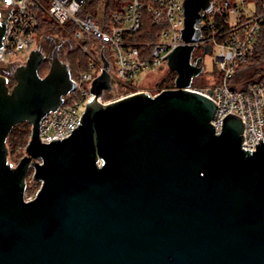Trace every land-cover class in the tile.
<instances>
[{
    "label": "water",
    "instance_id": "95a60500",
    "mask_svg": "<svg viewBox=\"0 0 264 264\" xmlns=\"http://www.w3.org/2000/svg\"><path fill=\"white\" fill-rule=\"evenodd\" d=\"M184 9L191 45L166 58L174 88L103 104L113 86L102 57L94 98L64 140L40 141L41 120L76 90L60 48L44 78L39 49L12 87L0 75V264H264V143L242 150L245 123L233 114L216 134L218 105L189 90L204 72L192 58L211 3ZM7 23L0 13V49ZM23 123L31 137L14 167L6 142ZM30 171L41 189L26 202Z\"/></svg>",
    "mask_w": 264,
    "mask_h": 264
},
{
    "label": "built area",
    "instance_id": "2783aa9c",
    "mask_svg": "<svg viewBox=\"0 0 264 264\" xmlns=\"http://www.w3.org/2000/svg\"><path fill=\"white\" fill-rule=\"evenodd\" d=\"M186 0H129L122 9L111 14L95 15L86 8V0H0L2 20L8 21L0 49V75L13 84L15 69L24 65L38 45L41 18L47 17L64 30L89 58L87 70L76 90L64 97V104L47 114L40 124V141L51 144L71 137L78 129L87 105L93 100V81L102 74V57L110 64L113 90L99 99L108 104L138 93L153 96L152 89L138 85V79L162 70L167 56L187 44L181 37L185 25ZM211 11L201 13L200 41L193 52L192 62L202 58L196 54L207 46L218 48L220 80L210 85L194 86L191 92L209 97L217 105L211 125L216 134L223 128L229 114L245 123L242 150L257 152V143H264V79L256 76L236 81V73L256 55V47L264 31V0H210ZM147 18L161 29L153 42L134 41ZM10 68H14L10 72ZM122 88L120 98L105 96ZM163 90L158 91V94ZM156 96V95H155ZM154 97V96H153ZM36 197V196H35ZM34 197V198H35ZM34 198H25L31 202Z\"/></svg>",
    "mask_w": 264,
    "mask_h": 264
},
{
    "label": "trees",
    "instance_id": "16d2710c",
    "mask_svg": "<svg viewBox=\"0 0 264 264\" xmlns=\"http://www.w3.org/2000/svg\"><path fill=\"white\" fill-rule=\"evenodd\" d=\"M106 4L107 14L119 11L129 0H86V8L90 9L96 7L100 2ZM55 26L46 20V17L41 18V25L39 28L40 36L47 32L54 31ZM161 29L156 27L151 18H147L144 22V26L138 35H135L134 41L138 43L153 42L157 39L158 33ZM68 66L71 72L72 79L78 82L80 76L86 72L89 63V58L79 49H74L71 55L68 57ZM49 64L44 63L39 70V75L44 78L49 72ZM261 76L264 79V31L261 34L256 47V55L254 59L243 66L235 76L236 81L249 80L256 76ZM176 75L174 72H170L166 79L159 82L161 90L174 88ZM219 79V78H218ZM215 83L217 80L214 79ZM11 87L13 84L10 85ZM194 86H198V83H194ZM31 126L27 123L16 126L10 133L7 139V148L12 155H20L24 151L30 141Z\"/></svg>",
    "mask_w": 264,
    "mask_h": 264
},
{
    "label": "rangeland",
    "instance_id": "374dc122",
    "mask_svg": "<svg viewBox=\"0 0 264 264\" xmlns=\"http://www.w3.org/2000/svg\"><path fill=\"white\" fill-rule=\"evenodd\" d=\"M88 10L93 12L95 15L100 14V12L107 13L106 4H104L102 1L95 8L92 7ZM46 20L48 22H51L55 26V30L47 32L46 34L42 35L41 40H39V43L35 47V49H39L45 54L46 56L45 63H48L50 67L52 53L55 48L59 47L60 48L59 53L61 59L68 64L69 61L68 57L71 55L74 49H77V46L75 42L70 40V36L60 27L56 26L52 22V20L48 18V16L46 17ZM79 50L81 51V49ZM196 54L203 56L204 72L198 78H196L194 83H198V86H205L212 84L214 79L217 80L218 83L221 76L220 72L218 71V65H217V56L219 54L218 48H214L213 51L207 55L204 54L203 50H198ZM170 72L172 71L166 65L162 70L160 69L148 76L146 75L140 76L137 81L138 85H140L141 87H148L152 89V94L153 96H155L158 94V91L161 90V88L158 86L159 82L162 81L163 79H166L169 76ZM124 92L125 91L122 88H119L114 93L106 95L105 99L107 100L118 99L121 97V95ZM25 150L22 151L20 155H12L8 150L9 152L8 160L14 167H16L17 164L20 162V160L25 156ZM32 178H33V171H30L26 181L27 187L25 192V198H30V197L34 198L41 189V184L34 182Z\"/></svg>",
    "mask_w": 264,
    "mask_h": 264
},
{
    "label": "flooded vegetation",
    "instance_id": "af4514ba",
    "mask_svg": "<svg viewBox=\"0 0 264 264\" xmlns=\"http://www.w3.org/2000/svg\"><path fill=\"white\" fill-rule=\"evenodd\" d=\"M9 70H10V72H13L14 68H10Z\"/></svg>",
    "mask_w": 264,
    "mask_h": 264
}]
</instances>
